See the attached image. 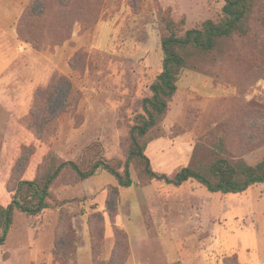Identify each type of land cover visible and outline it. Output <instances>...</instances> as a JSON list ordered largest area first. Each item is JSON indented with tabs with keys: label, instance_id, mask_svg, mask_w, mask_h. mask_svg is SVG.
Here are the masks:
<instances>
[{
	"label": "rangeland",
	"instance_id": "obj_1",
	"mask_svg": "<svg viewBox=\"0 0 264 264\" xmlns=\"http://www.w3.org/2000/svg\"><path fill=\"white\" fill-rule=\"evenodd\" d=\"M31 2L0 0L3 206L21 179L45 174L53 162L83 169L101 158L124 162L134 118L162 71L158 6L186 18L188 29L218 20L225 3L76 0L43 9L38 1L33 11L42 16L34 26L52 44L37 49L17 32ZM64 22H71L70 38L54 43ZM187 54L169 110L149 134L152 168L172 177L189 165L204 170L217 156L264 160V0L240 33L218 40L212 52ZM59 78L63 84L47 90ZM131 172L133 184L122 187L103 168L87 179L61 171L49 208L37 215L15 209L0 264H62L53 250L68 226L76 249L69 247L67 264H93V257L113 264H264V183L225 194L196 180L175 186L139 178L134 165Z\"/></svg>",
	"mask_w": 264,
	"mask_h": 264
},
{
	"label": "trees",
	"instance_id": "obj_2",
	"mask_svg": "<svg viewBox=\"0 0 264 264\" xmlns=\"http://www.w3.org/2000/svg\"><path fill=\"white\" fill-rule=\"evenodd\" d=\"M38 1L41 2L43 9H46L52 5L67 7L70 2L74 3L76 0H32L17 25V32L23 41L41 49L52 43L45 40L42 28L34 26L37 23L35 21L42 16V13L33 11V6ZM224 2L222 15L218 20L206 19L200 25L188 29L185 28L186 18L176 20L171 7L158 6V23L163 52L162 71L150 86L152 95L142 101L143 112L134 118V124L129 131L130 143L126 160L119 161L118 166H115L109 160L101 158L87 169H83L75 161H64L59 164L53 162L45 174L34 179H21L13 191L11 203L7 206L0 204V245H3L7 239L15 209L27 215H37L50 207L51 204L48 201L50 188L61 171L67 168H71L82 179L93 176L99 168L106 169L117 178L122 187H129L134 182L131 165L136 167L139 178L164 180L175 186H180L189 180H196L215 193H242L256 184L264 183V160L251 165L244 159L232 161L227 157L217 156L204 170L189 165L170 177L166 173L155 171L152 168L150 157L146 154L150 132L164 120L169 110V103L178 91V81L187 67V53L191 49L212 52L218 40L232 38L240 33L245 23L254 18L259 4V0H224ZM59 25L63 34L61 36L56 34L55 39L58 41L54 43L70 38L71 22ZM54 80L47 90L53 89L54 92L63 84L65 78H59L58 82ZM66 83L69 84V95H67L70 98L74 90L70 81L66 80ZM120 168L123 170L120 171ZM75 233L74 228L68 226L56 239L53 250L56 262L67 264L66 256L69 247L76 249ZM95 233L97 230L93 228V239ZM93 264L113 263L112 261H100L93 257Z\"/></svg>",
	"mask_w": 264,
	"mask_h": 264
},
{
	"label": "crops",
	"instance_id": "obj_3",
	"mask_svg": "<svg viewBox=\"0 0 264 264\" xmlns=\"http://www.w3.org/2000/svg\"><path fill=\"white\" fill-rule=\"evenodd\" d=\"M4 263H5V261H4Z\"/></svg>",
	"mask_w": 264,
	"mask_h": 264
}]
</instances>
